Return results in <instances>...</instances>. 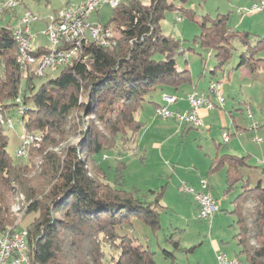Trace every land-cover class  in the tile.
I'll use <instances>...</instances> for the list:
<instances>
[{"label": "trees", "instance_id": "1", "mask_svg": "<svg viewBox=\"0 0 264 264\" xmlns=\"http://www.w3.org/2000/svg\"><path fill=\"white\" fill-rule=\"evenodd\" d=\"M177 1L188 0H124L113 8L106 24L117 31V43L108 48L86 43L87 61L62 67L37 90L39 76L20 63L14 35V26L23 16L20 7L26 11L28 5L18 0L0 17V232L17 228L13 203L24 196L26 214L37 213L27 228L31 264H157L155 252L123 229L136 218L161 229L163 193L150 190L149 201L139 197L137 190H126L124 161H119L112 185L103 160L105 151L119 139L127 149L137 142L144 127L137 113L153 92L167 87L177 90L192 82L190 69H180L177 63L176 56L183 52L181 40L161 27L167 10L185 11ZM191 17L195 18L194 12ZM228 21L229 14H219L206 16L201 23L199 42L216 52L212 73L224 67L237 45L245 47L237 68L264 72V37L252 44L250 32L236 30ZM39 49L40 57L47 48ZM18 98L25 108L21 117L25 129L41 137L28 147L29 162L13 159L4 132V123L18 110ZM226 156L216 157L211 170L220 169ZM230 160L227 191L240 182L244 189L234 200L241 247L237 256L249 264H264L263 181L251 188L242 170L246 158ZM175 246L181 248V242Z\"/></svg>", "mask_w": 264, "mask_h": 264}, {"label": "rangeland", "instance_id": "2", "mask_svg": "<svg viewBox=\"0 0 264 264\" xmlns=\"http://www.w3.org/2000/svg\"><path fill=\"white\" fill-rule=\"evenodd\" d=\"M23 1L28 5L29 10L38 12L41 16L38 21L32 24L33 34L36 35L33 45L48 47L51 42L43 33L46 28V21L43 17L51 15L56 9L69 2L79 0ZM143 1L149 2V0ZM258 1L188 0L186 3L177 1L176 5L184 6V12L177 9L165 12V17L161 21L163 32L181 40L183 52L176 56L177 63L180 69L191 70L200 92L208 93L211 82L218 81L227 95L226 92L233 89V83L230 84L231 78L232 82L238 81L237 77H241V74L247 71L244 67L240 68L241 70L237 68L240 63V55L245 49L242 45H237L233 50V56L224 67L217 69L216 74L212 73L217 64L216 52L205 48L199 42L198 37L202 31L201 23L205 21L206 16L216 18L219 14H229V25L235 27L236 30L250 32L251 43L254 44L258 39L264 37V12H252ZM5 9L2 14L0 13V17L3 16ZM20 9L23 15L26 11L23 7ZM113 12V7L109 4L101 3L91 13L89 20L93 23L106 25ZM192 12H194L195 18L191 17ZM162 57V55H157V58ZM59 72L60 70L54 75ZM46 79L47 77L37 78L35 90ZM234 93L235 101L233 93L224 96L227 99L225 112L228 121L232 122L233 116H237L238 123L243 124L245 129L252 133L255 145L257 147L264 145L262 143V140L264 141V126L259 128L262 130L260 133H254V130L251 129V125L255 121L259 122L264 115L262 114L264 113V94H257L259 96L251 108L254 119H251L247 112L249 106L244 102L245 98L240 88ZM10 118L13 127L7 121L4 123V132L8 135L9 140L8 152L16 162H29L27 156H18L17 154L22 142L21 136L27 131L17 109L12 112ZM158 119L163 121L160 117ZM158 123L169 130L167 124ZM171 124L179 125L178 122ZM231 128L230 131L227 127L224 128L222 122L217 121L213 123V129L205 125V127L186 128L182 132L179 130L177 145L170 148L164 147L163 153H161L160 147H154L152 141L148 142L146 146H137L134 149L131 148V144H128L130 149H127L121 143V139L117 141L115 147L105 151L103 167L109 183L116 184L119 161H124L127 164L123 173V186L126 190H137L139 197L149 201L153 199L150 190L163 193L161 204L165 208L161 210V229L154 230L140 218L134 219L133 223L127 224L123 229L124 232H130L131 236H135L139 243L149 246L155 252L157 264H219V255L236 258V255L239 254L241 247L236 238L239 228L235 224L237 215L233 211L234 200L244 190L243 184L240 182L234 189L227 191V171L230 167V159L226 160V163L218 170L210 172L208 169L217 152L219 154L231 152V149L229 150L230 143L225 142L222 135L224 131L229 134V140L236 138L234 127ZM150 134H152V130L148 132V135ZM257 139L261 141L259 142ZM71 140H76V138L68 139V141ZM238 154L240 157L243 156L242 153ZM259 156L264 158L262 152ZM256 160H250L249 163L253 166L243 171L244 178L249 181L251 188L258 185L261 179L264 181V165L256 163ZM201 177L211 178L212 194L218 208L210 221L197 217L198 208L193 196L180 190L183 183L194 186L195 181L199 182ZM26 205L27 201L24 196L15 198L13 210L16 220L13 226L18 227L19 225V228L27 229L36 218V212L26 214ZM177 241L181 242L179 249L175 246ZM166 252H172L173 256H167Z\"/></svg>", "mask_w": 264, "mask_h": 264}, {"label": "built area", "instance_id": "3", "mask_svg": "<svg viewBox=\"0 0 264 264\" xmlns=\"http://www.w3.org/2000/svg\"><path fill=\"white\" fill-rule=\"evenodd\" d=\"M124 0H79L69 2L56 9L51 15L43 17L46 21V28L43 33L48 37L51 45L46 47V64H39L40 46L33 45L36 35L33 34L32 24L38 21L40 13L26 10L23 16L14 26V33L18 39L24 41V56L26 67L31 66L39 77H48L57 73L62 67L75 61H87L88 54H85L84 45L94 42L102 47H113L117 43V31L102 23H93L89 20L91 13L101 4L106 3L115 8ZM18 5V0H12L10 7ZM6 7H0V13ZM264 12V0L256 2L252 12ZM1 16V15H0ZM180 18V17H179ZM81 33H88V42H81ZM76 51H83V58H76ZM209 95H214L217 103L207 98L206 93L194 89L187 96L191 108L185 112L172 111L169 105L177 101V97L172 94H163L162 107H156V114L164 119H175L180 126L193 125L201 126L202 118L199 109L203 106L214 108L223 107L225 98L222 85L218 81L210 84ZM249 118L254 115L251 108L247 109ZM20 116L21 108H20ZM254 128L259 124L255 121ZM224 134V132H223ZM41 137L36 132L27 131L21 136V145L17 150L18 156H22L23 146L38 144ZM260 141V139H257ZM264 165V158L260 161ZM180 190L193 196L198 205L197 217L199 219L211 220L216 212V201L212 194L209 179L201 178L199 187L189 186L183 183ZM27 229H23L21 235L10 237V230H7V239H0V264H28L27 253H22V242H26ZM219 264L228 263L227 255L218 256ZM241 264V263H238Z\"/></svg>", "mask_w": 264, "mask_h": 264}, {"label": "crops", "instance_id": "4", "mask_svg": "<svg viewBox=\"0 0 264 264\" xmlns=\"http://www.w3.org/2000/svg\"><path fill=\"white\" fill-rule=\"evenodd\" d=\"M240 68L242 69L243 67H240ZM240 68L238 70H241ZM245 69L247 71L242 73L241 77H237L238 81L232 82V78H231L230 84L233 83L232 84L233 89L229 90L226 93L228 96L230 93H233L234 94V101H235L236 95L234 92L240 88V90L242 91L244 98H245L244 102L246 103V105H248L250 108H252L253 103L256 102V100H257V97L259 95L264 94V75H263L264 72L263 71L251 72L247 68H245ZM191 74H192V72H191ZM192 77H193V74H192ZM194 80L195 79L193 77L192 82L187 83V84L179 87L177 90L175 88L167 87V88H164L162 90L159 89V90L153 92L149 96L148 101L146 102L145 106L137 113V118L142 120V121L144 120L143 121L144 127L138 133L137 142L135 144L131 145L132 149H134L137 146L138 147H140L142 145L146 146V144L148 142L152 141L154 147L155 148L160 147V150L162 151L161 153H163L164 147L167 146V148H170L173 145H177L176 142H177V138L179 137V130H181L180 132H182L183 129H186V128L191 129V128L197 127V126H193V125H183V126H180L178 124L172 125L171 124L172 122L177 123V121L172 119V118H168V119L162 118L163 121H160L158 119L159 116L156 114V107L158 105H162V103L164 102L163 101V94H172V95H175L177 97V101H175L174 103L169 105V108L172 111L185 112V111L189 110L191 108V106H190V103L188 101L187 96L194 89L198 90V88H197L198 84ZM204 93H206V92L204 91ZM258 93H259V95H257ZM206 95H207V98H209L210 100L217 103V99L214 95H209V92L206 93ZM223 95L227 96L225 94V91H223ZM225 102H227L226 98H225ZM226 106H227V104L225 103L223 107H221L219 105L214 107V108H208V107H204V106L201 107L199 109V115L202 118L203 124L199 127H205V125H206V126H209L210 129H213V123H216L217 121L222 122L224 128L227 127L230 131L232 130L231 127H234V135L236 136V138H230L229 141H225L227 143H230L229 150L231 149V152L228 151L225 154H219V152H217L214 159L218 156L228 155V156H226L227 158H225L226 160H228V159H230V157H233V156L240 157V156H238L239 155L238 153H242L243 156H241V157H245L246 162H247V165L242 166V170L244 171L246 168L253 166L252 164L249 163L250 160H254V159L256 160L257 159L256 163H260V161L263 159V157L260 158V156L258 157V155L261 152L264 154V145H261L259 147H257V145H255V143H254L255 139H253L252 133H249V131L247 129H245L243 124L238 123V121L236 120L237 116H233L234 119L232 122L228 121V118H227V115L225 112ZM262 114H264V113H262ZM158 122H163V123L167 124L169 130L166 129L162 124H160ZM258 124H259L258 128H254L253 124L251 125V129L254 130V133L262 132V130H259V128L261 126H264V115H262V118L260 119ZM174 127H177V128L174 129ZM150 130H152V134L148 135V132ZM257 130H259V131H257ZM210 131L212 132V130H210ZM223 132H222V135H223ZM262 143H264L263 140H262ZM219 145H221V143H219ZM231 145H232V147H231ZM225 163H226V161H225ZM231 164H232V162L231 163L229 162L230 166H231ZM211 166H212V164L208 168L210 170V172L213 171V170H211ZM263 174H264V169H263ZM210 179H209V181H210ZM261 180L263 181V179H261ZM199 184H200V181L199 182L195 181L194 187H199ZM210 184H211V181H210ZM212 188L213 187L211 185V189ZM197 208H198V205H197ZM236 258L238 259L237 255H236Z\"/></svg>", "mask_w": 264, "mask_h": 264}, {"label": "bare ground", "instance_id": "5", "mask_svg": "<svg viewBox=\"0 0 264 264\" xmlns=\"http://www.w3.org/2000/svg\"><path fill=\"white\" fill-rule=\"evenodd\" d=\"M4 2H6V3H4ZM11 4H12V0H6V1L2 0L0 2V7H10ZM14 35H15V38H16L18 45H19V61L22 64V66L26 67V59L24 56V41L18 39L17 33H14ZM86 40H88V33H81V42H85ZM82 53H83V51H76V58H81ZM39 64H46V53L39 57ZM17 102L19 103L18 110H17L18 114L20 115V108H21V115H23L25 108L22 104L21 98H18ZM157 107H162V105H159ZM8 123L11 127H13L12 119H9ZM223 139H224V141H229V134L224 132ZM28 147L29 146H23L22 156H27ZM217 210H218V208H216V211ZM11 229L12 230H10V237H17V236L21 235L23 232V229H21L19 227H17V228L12 227ZM27 235H28V232H27ZM0 239H7V230L0 232ZM22 253H27V263L31 264L30 258L28 255L27 239H26V242H22ZM228 263H231V264H238V263L249 264V263L241 261L237 258H230V257H228Z\"/></svg>", "mask_w": 264, "mask_h": 264}]
</instances>
